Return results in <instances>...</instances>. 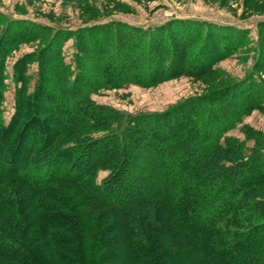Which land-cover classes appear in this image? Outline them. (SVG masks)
I'll return each mask as SVG.
<instances>
[{
    "label": "trees",
    "instance_id": "obj_1",
    "mask_svg": "<svg viewBox=\"0 0 264 264\" xmlns=\"http://www.w3.org/2000/svg\"><path fill=\"white\" fill-rule=\"evenodd\" d=\"M0 23V264H264V134L227 135L264 109V22L244 78L136 114L90 93L214 73L247 30L185 17L68 30L0 12ZM32 41L12 64L5 118L6 61Z\"/></svg>",
    "mask_w": 264,
    "mask_h": 264
},
{
    "label": "rangeland",
    "instance_id": "obj_2",
    "mask_svg": "<svg viewBox=\"0 0 264 264\" xmlns=\"http://www.w3.org/2000/svg\"><path fill=\"white\" fill-rule=\"evenodd\" d=\"M0 12L11 18H24L53 27L74 30L76 27L108 20L148 26L172 17L194 18L231 24L247 30L245 47L218 61L215 72L205 76L183 75L150 87L128 84L117 88H101L90 93L95 103L113 107L127 114L157 112L182 101L210 93L223 83L238 81L252 70L258 48L259 22H264V0H0ZM2 25L0 23V29ZM264 32V30H263ZM37 41L19 43L6 61L4 116L13 109L14 81L12 64L23 53L35 50ZM264 53V48H262ZM66 61L71 59L72 41L65 43ZM30 71L33 70L32 64ZM264 80V69L261 70ZM260 73L257 72V76ZM264 134V109L254 110L227 135L243 139L242 126ZM93 132L92 136L101 134ZM252 141H247L251 145ZM106 172H99L98 179ZM257 196L264 198V184L257 187Z\"/></svg>",
    "mask_w": 264,
    "mask_h": 264
}]
</instances>
